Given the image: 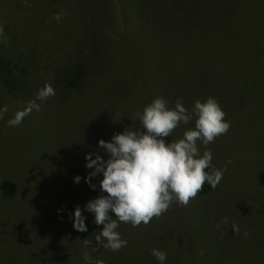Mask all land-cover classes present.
<instances>
[{
    "label": "rangeland",
    "instance_id": "obj_1",
    "mask_svg": "<svg viewBox=\"0 0 264 264\" xmlns=\"http://www.w3.org/2000/svg\"><path fill=\"white\" fill-rule=\"evenodd\" d=\"M138 12L141 26L130 20ZM262 16L264 0H0V58L12 59L6 82L0 76V183L16 184L12 197L0 189V264H87L85 252L92 264H159L154 248L166 252L164 264H264ZM191 23L207 27L191 32L186 57L177 40L161 37ZM79 62L86 69L69 87ZM48 86L55 94L39 99ZM158 97L170 108L181 100L189 113L197 100L218 101L231 126L207 148L227 171L213 192L186 206L174 201L147 225L121 222L127 246L113 252L95 241L103 226L91 213L87 232L69 219L101 195L102 174L95 189L83 179L92 171L85 154L107 159L97 141L140 127L137 114ZM20 111L29 114L10 126ZM195 119L166 142L183 138Z\"/></svg>",
    "mask_w": 264,
    "mask_h": 264
},
{
    "label": "clouds",
    "instance_id": "obj_2",
    "mask_svg": "<svg viewBox=\"0 0 264 264\" xmlns=\"http://www.w3.org/2000/svg\"><path fill=\"white\" fill-rule=\"evenodd\" d=\"M55 18L59 20L60 14ZM2 34L3 29L0 28ZM54 94V90L48 86L38 98L45 100ZM33 106L39 110L38 105ZM5 111L6 107L0 108V113ZM28 114V111L18 112L8 121L9 125L19 126ZM193 116L196 118L193 129L185 131L178 141L166 142L164 138L171 136L181 123L189 124ZM225 116L214 97H208L203 102L197 100L191 113L179 99L174 108H170L165 98L158 97L137 114L140 127L125 128L109 141L98 140L97 146L100 152L107 154V159L96 152L86 153L85 167L92 171L83 179L95 189L96 185L91 181L102 174L99 181L101 195L89 200L83 208L77 205L73 209L69 216L73 228L87 232L85 213H91L94 223L103 226L94 237L97 244L119 252L127 246V241L117 231L121 222L131 223L133 227L141 223L147 225L154 217L165 213L174 201L186 206L205 182L215 188L223 179L227 166L215 168L212 152L207 145L228 132L231 125ZM201 145L205 148L202 155ZM80 180V176L74 177L75 183ZM110 213H114L115 218ZM222 223H228L227 217L223 218ZM215 227L219 229L220 223ZM232 229L239 232L238 225L233 224ZM89 243L84 239L85 247ZM200 254L203 255V252ZM83 255L87 264H92L89 253ZM152 255L159 264H164L167 259L166 252L159 249H152ZM95 264H103V261H96Z\"/></svg>",
    "mask_w": 264,
    "mask_h": 264
},
{
    "label": "trees",
    "instance_id": "obj_3",
    "mask_svg": "<svg viewBox=\"0 0 264 264\" xmlns=\"http://www.w3.org/2000/svg\"><path fill=\"white\" fill-rule=\"evenodd\" d=\"M224 11H226V10H223V12ZM258 14V13H257ZM139 17H140V13L138 12V13H136L135 15H134V18L132 17L130 20L133 22V24H136V25H138V26H141V24H140V20H139ZM263 18H264V16H262ZM229 20V19H228ZM187 22H189V18H188V20H187ZM229 22H230V20H229ZM227 23V22H226ZM228 24V23H227ZM204 26V27H203ZM205 26L207 27V24H203V25H196V24H192L191 23V27L188 29V28H186V27H184V29H182V31H179L178 29H177V27H174V29L173 30H170V32L169 33H164L165 34V36L164 37H161L162 39H163V41H167V39L170 41V42H176V40H177V42H178V45H179V47H181L182 48V50H181V53L182 54H186V53H184V52H190V50L189 49H185V48H183V46H184V44L186 43V40L188 39V38H190V34H191V32L192 31H195L196 33H200L201 34V31L203 30V28H205ZM201 27H203L202 29H201ZM255 30V29H254ZM172 35V36H171ZM256 36H257V32H256V34H255ZM256 36H255V38H256ZM172 37H176V39H171ZM159 38V37H158ZM153 40V42L154 43H160V42H158L156 39H155V37L152 39ZM174 42V43H175ZM178 47V48H179ZM193 51V50H192ZM189 54V53H188ZM187 55V54H186ZM189 56H191L190 54H189ZM186 57H188V55L186 56ZM228 57H230V56H228ZM228 62H235L236 63V59H234L233 57H231L229 60H227ZM11 62H12V59H8L7 61H5L4 59H2V58H0V69H1V71H0V76L3 78V82H6V79L4 78V70H6V71H9V69H10V65H11ZM224 62H225V60H224ZM71 67V66H70ZM226 67L228 68V66L226 65ZM85 67L83 66V64L81 63V62H79V63H76V64H74L73 65V67H71V70L69 71L70 73L72 72V75H70L69 76V80H68V84L69 85H71V86H69V87H73L74 85H76L77 84V79H73L74 78V76L75 77H79L80 78V76H82L83 75V73H84V71H85ZM76 80V81H75ZM13 82L11 83V82H9V81H7V84H8V86H10V87H14V85H15V83H16V79H13L12 80ZM60 86V85H59ZM62 86V88H66V84H64V85H61ZM213 164V163H212ZM214 165V164H213ZM215 166V165H214ZM215 168H217L216 166H215ZM206 171H210V169H206ZM218 186V185H217ZM217 186L215 187V188H212L207 182H205L204 183V185H203V187H202V189L198 192V194H200V195H206V194H209V193H211V192H213V190L214 189H216L217 188ZM0 189H1V191H2V194L4 195V196H7V197H12V196H14L15 195V193H16V184L12 181V180H10V179H6V180H3L1 183H0Z\"/></svg>",
    "mask_w": 264,
    "mask_h": 264
}]
</instances>
